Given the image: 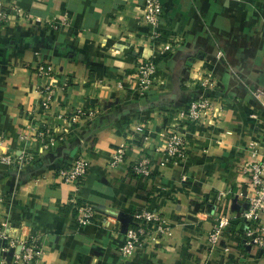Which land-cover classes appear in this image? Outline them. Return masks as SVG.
Instances as JSON below:
<instances>
[{"label": "crops", "instance_id": "obj_1", "mask_svg": "<svg viewBox=\"0 0 264 264\" xmlns=\"http://www.w3.org/2000/svg\"><path fill=\"white\" fill-rule=\"evenodd\" d=\"M5 1L43 17L66 12L69 23L0 29V264H15L10 241L31 238L43 248L36 264H120V233L141 224L136 213L145 207L167 231L149 236L126 264H264V249L242 240L240 218L251 191L240 166L252 153L264 156V108L250 93L264 87V0H160V39L177 47L158 60L143 96L137 60L158 53L139 23L142 0ZM40 64L52 66L53 78L38 74ZM209 76L214 108L183 123L179 112ZM55 78L68 86L41 94ZM172 126L183 160L161 152L160 133ZM46 130L48 148L39 135ZM124 143L125 161L111 166ZM6 153L15 156L10 164L1 161ZM141 154L150 158L145 177L131 169ZM78 155L88 162L78 198L93 204L97 222L76 221L74 186L58 174ZM217 215L231 225L210 245Z\"/></svg>", "mask_w": 264, "mask_h": 264}, {"label": "built area", "instance_id": "obj_2", "mask_svg": "<svg viewBox=\"0 0 264 264\" xmlns=\"http://www.w3.org/2000/svg\"><path fill=\"white\" fill-rule=\"evenodd\" d=\"M143 13L140 16L139 23L150 28L148 33V40L156 44L158 55L151 54L149 56H140L136 64L137 79L135 81V88L138 90L140 96L145 95L151 88L155 81L156 73L160 68L158 60L164 58L167 54L176 49L177 44L171 42L161 41V30L159 24L162 17V5L160 0H142ZM29 26H37L38 24L48 25L53 28L63 27L69 23V16L66 12L61 13L58 17H43L33 14L29 10L20 7L15 2L0 0V29L6 26H15L20 24ZM137 52V47L134 49ZM217 58L221 57V52L217 53ZM38 74L42 78H53L54 70L51 65L40 64L37 67ZM66 80H55L50 83L44 81L40 87L41 94L52 95L56 94L58 87L65 89L68 86ZM117 85L122 87V83ZM216 81L206 77L201 82L200 93L191 100L186 108L179 112V117L182 122H196L200 120L202 114L214 108L206 91L214 88ZM251 95L264 108V87L257 86L250 90ZM45 107L48 105L44 104ZM86 113V112H84ZM83 112L77 113L70 117V121H78ZM94 111H89V116L93 117ZM68 119L63 118V122ZM185 121V122H184ZM178 126H172L163 130L160 137L163 141L161 152L172 160H183L186 156L184 140L178 133ZM138 130H141L138 127ZM41 140L42 136H48L47 130L39 132ZM49 137V136H48ZM20 138L25 139L26 134H22ZM148 137L145 136V139ZM43 143L44 148H48L54 144V139L50 136L49 142ZM128 153V145L124 143L120 145L117 151L111 156L109 164L111 166L119 165L125 161ZM14 155L6 153L1 157V161L10 164L14 160ZM251 159H248L240 166V173L243 178H247V183L251 187L250 194L247 196L246 206L240 215L244 223L242 231V240L245 243H251L258 249H264V156L260 159L256 158V154H251ZM134 174L138 176H148L150 174V158L141 154L139 158L135 159L131 165ZM88 171V162L82 155H78L74 162L68 166L59 169L58 174L62 180L74 186V194L71 198L73 208L75 211V218L79 224H87L90 222H97V217L93 204L78 198L83 180ZM222 193L217 196V201H221ZM136 216L141 219V224L136 226H128L121 231V243L118 247L120 256V264H126L134 251L142 248L147 243V239L152 234H163L167 231L164 220L149 207L142 208L136 213ZM106 219H109L107 216ZM231 225V219L225 215H217L215 217L212 230L207 235V240L210 245L217 243L224 230ZM1 233V232H0ZM10 247H15L13 261L15 264H36L41 255L43 248L40 245L38 238H31L29 240H12L9 243ZM210 264V263H204ZM232 264V263H227Z\"/></svg>", "mask_w": 264, "mask_h": 264}]
</instances>
